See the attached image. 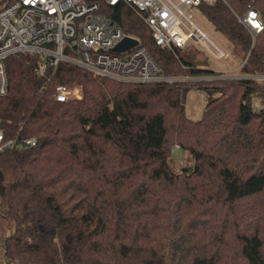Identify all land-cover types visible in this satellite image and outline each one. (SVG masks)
<instances>
[{"label":"trees","instance_id":"trees-1","mask_svg":"<svg viewBox=\"0 0 264 264\" xmlns=\"http://www.w3.org/2000/svg\"><path fill=\"white\" fill-rule=\"evenodd\" d=\"M98 2L164 75L190 79L132 84L65 62L42 77L38 55L11 56L0 128L38 144L0 154V264H264V82L219 78L157 46L128 4ZM251 2L264 23V0L199 9L240 46L241 73L262 75L264 30L253 42L238 19ZM58 86L82 99L58 102ZM194 89L209 96L198 121Z\"/></svg>","mask_w":264,"mask_h":264},{"label":"built area","instance_id":"built-area-1","mask_svg":"<svg viewBox=\"0 0 264 264\" xmlns=\"http://www.w3.org/2000/svg\"><path fill=\"white\" fill-rule=\"evenodd\" d=\"M115 6L128 4L150 27L156 45L170 51L183 50L188 42L204 44L216 60L227 57L192 21L185 10L218 0H104ZM249 31L253 42L263 32L264 23L253 2L238 18ZM134 38L111 18L100 12L98 0H0V97L9 92L7 61L13 55H38V75L45 77L65 62L107 78L132 84L171 83L189 80L163 74L159 63L138 40V45L123 53L112 49L125 38ZM242 63L240 67H243ZM223 78L227 71L215 72ZM228 74V73H227ZM243 75V74H241ZM264 82L262 75H243ZM192 78L191 80L211 79ZM236 79V78H235ZM81 87L58 86L56 100L69 102L82 99ZM36 138L16 136L7 139L0 128V154L14 149L34 147Z\"/></svg>","mask_w":264,"mask_h":264},{"label":"rangeland","instance_id":"rangeland-1","mask_svg":"<svg viewBox=\"0 0 264 264\" xmlns=\"http://www.w3.org/2000/svg\"><path fill=\"white\" fill-rule=\"evenodd\" d=\"M192 21L211 39L215 44L221 47L227 54L223 60H216L209 53L208 49L202 43L190 41L185 49L180 50L182 57L194 61L204 68L215 72L227 71L223 78L239 79L245 78L240 73V67L243 63V52L240 46L229 39L223 32L218 31L208 18L201 12L199 8L185 10ZM209 101V96L201 90H192L186 100V114L193 121L202 118L205 107ZM264 108V104L260 99L255 101V110L259 111ZM182 152L175 147V156L182 158Z\"/></svg>","mask_w":264,"mask_h":264},{"label":"water","instance_id":"water-1","mask_svg":"<svg viewBox=\"0 0 264 264\" xmlns=\"http://www.w3.org/2000/svg\"><path fill=\"white\" fill-rule=\"evenodd\" d=\"M138 45V40L134 38H125L120 44L112 49L113 52L123 53Z\"/></svg>","mask_w":264,"mask_h":264}]
</instances>
